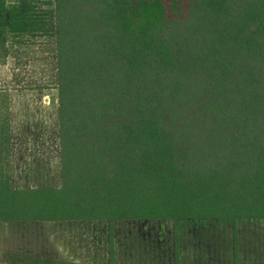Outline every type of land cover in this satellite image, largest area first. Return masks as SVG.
I'll list each match as a JSON object with an SVG mask.
<instances>
[{
    "label": "trees",
    "instance_id": "1",
    "mask_svg": "<svg viewBox=\"0 0 264 264\" xmlns=\"http://www.w3.org/2000/svg\"><path fill=\"white\" fill-rule=\"evenodd\" d=\"M56 48L60 184L13 185L0 87V222L264 221V0H0L11 43ZM236 245V244H235ZM175 264H179L177 248ZM4 264H85L4 252Z\"/></svg>",
    "mask_w": 264,
    "mask_h": 264
},
{
    "label": "rangeland",
    "instance_id": "2",
    "mask_svg": "<svg viewBox=\"0 0 264 264\" xmlns=\"http://www.w3.org/2000/svg\"><path fill=\"white\" fill-rule=\"evenodd\" d=\"M55 54L51 37L34 38L11 43L7 61L0 65V87L9 89L12 97L16 187L60 184ZM236 237L237 242L231 223L214 220L183 222L178 238L171 220H117L115 264H175L176 248L179 264H264V221L239 223ZM108 248L105 220L0 222V264L7 251L108 264Z\"/></svg>",
    "mask_w": 264,
    "mask_h": 264
},
{
    "label": "crops",
    "instance_id": "3",
    "mask_svg": "<svg viewBox=\"0 0 264 264\" xmlns=\"http://www.w3.org/2000/svg\"><path fill=\"white\" fill-rule=\"evenodd\" d=\"M10 91V90H9ZM31 136H33V135H31ZM11 139H12V148H11V153H12V160H13V153H14V139L11 137ZM34 144L35 143H33V142H28V147H34ZM56 186H58V185H56Z\"/></svg>",
    "mask_w": 264,
    "mask_h": 264
},
{
    "label": "water",
    "instance_id": "4",
    "mask_svg": "<svg viewBox=\"0 0 264 264\" xmlns=\"http://www.w3.org/2000/svg\"><path fill=\"white\" fill-rule=\"evenodd\" d=\"M53 98H54V96L52 95V96H51V99L53 100Z\"/></svg>",
    "mask_w": 264,
    "mask_h": 264
}]
</instances>
